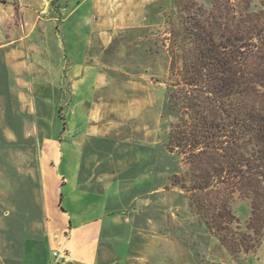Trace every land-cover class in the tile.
<instances>
[{
  "label": "rangeland",
  "instance_id": "rangeland-1",
  "mask_svg": "<svg viewBox=\"0 0 264 264\" xmlns=\"http://www.w3.org/2000/svg\"><path fill=\"white\" fill-rule=\"evenodd\" d=\"M44 1L57 9L58 22L66 16V0ZM228 1L264 14V0L119 1L120 15H130V22L120 21L109 31L99 27L89 52V61L100 64L113 79V132L91 138L83 150L71 148L63 138V127L71 119L79 121L82 130L87 124L70 113L75 100L68 64L55 91L42 84L18 87L0 52V264H18L23 240L40 236L38 245L45 240L47 215L54 212L55 221L63 212L62 180L82 161L83 184L105 172L135 184L124 196L135 228L127 232V254L120 255L118 264H264V239L253 251L233 254L222 242L223 233H211L194 212L191 196L172 185L188 167L181 155L167 148L172 125L181 117L169 102L177 79L171 73L170 54L180 52L185 41V6L219 14L216 8ZM114 14L117 11L108 16ZM63 56L68 62V55ZM41 72L47 73L36 71ZM98 104L104 107L109 101L103 98ZM56 158L60 162L55 164ZM108 195L114 203L113 192ZM231 207L239 219L235 230L254 239L247 229L249 201L237 196Z\"/></svg>",
  "mask_w": 264,
  "mask_h": 264
},
{
  "label": "trees",
  "instance_id": "trees-1",
  "mask_svg": "<svg viewBox=\"0 0 264 264\" xmlns=\"http://www.w3.org/2000/svg\"><path fill=\"white\" fill-rule=\"evenodd\" d=\"M195 7L184 9L189 43L170 54L177 79L169 102L181 117L167 148L188 167L172 185L233 254L247 253L264 239V14L229 1L219 14ZM237 196L249 201L254 239L235 230Z\"/></svg>",
  "mask_w": 264,
  "mask_h": 264
},
{
  "label": "crops",
  "instance_id": "crops-1",
  "mask_svg": "<svg viewBox=\"0 0 264 264\" xmlns=\"http://www.w3.org/2000/svg\"><path fill=\"white\" fill-rule=\"evenodd\" d=\"M119 1L66 0V16L60 22L57 9L45 6L44 0L0 1V52L18 87L42 84L52 86L55 91L68 64L75 100L70 113L87 123L84 130L79 128V121L72 119L64 125L63 138L71 148L80 146L83 150L91 138H105L113 132L109 121L113 79L102 71L100 64L89 61V52L95 32L101 30L99 27L109 31L120 21L123 25L130 22V15H120ZM114 11H117L115 17H109ZM63 53L68 55V62ZM41 70L47 73L38 75L36 71ZM18 75L28 76L30 81H23ZM103 98L109 101L104 107L98 104ZM54 160L55 164L60 162V158ZM82 165L83 161L62 180V215L54 221V212L48 214L45 210L48 214L42 231L45 240L41 245L36 240L40 236L23 240L18 264H118L120 255L127 254V232L135 226L131 225L124 196L133 189L134 182L105 172L83 184ZM110 191L114 203H109ZM118 240L124 245L122 253ZM54 252H59L61 257L54 258Z\"/></svg>",
  "mask_w": 264,
  "mask_h": 264
},
{
  "label": "built area",
  "instance_id": "built-area-1",
  "mask_svg": "<svg viewBox=\"0 0 264 264\" xmlns=\"http://www.w3.org/2000/svg\"><path fill=\"white\" fill-rule=\"evenodd\" d=\"M58 254H59L58 252H54V253H53V257H54V258H57V257H58Z\"/></svg>",
  "mask_w": 264,
  "mask_h": 264
}]
</instances>
